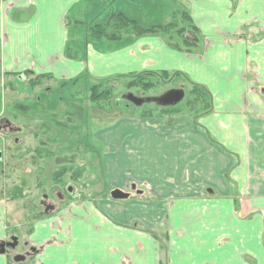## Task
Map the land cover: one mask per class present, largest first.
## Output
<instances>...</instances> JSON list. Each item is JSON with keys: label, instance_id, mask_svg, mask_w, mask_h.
<instances>
[{"label": "crops", "instance_id": "0c3cea01", "mask_svg": "<svg viewBox=\"0 0 264 264\" xmlns=\"http://www.w3.org/2000/svg\"><path fill=\"white\" fill-rule=\"evenodd\" d=\"M109 1L142 28L163 24H151L155 0H0V117L5 74L25 71L56 79L179 71L208 90L212 107L179 125L121 119L99 132L104 168L117 160L131 171L113 169L101 199L34 221L25 242L37 264H160L161 247L170 264H264V0H176L201 34L192 53L161 34L71 43L65 20ZM108 189L127 196L110 200ZM11 240L17 247L0 200V241ZM10 257L0 254V264Z\"/></svg>", "mask_w": 264, "mask_h": 264}, {"label": "rangeland", "instance_id": "374dc122", "mask_svg": "<svg viewBox=\"0 0 264 264\" xmlns=\"http://www.w3.org/2000/svg\"><path fill=\"white\" fill-rule=\"evenodd\" d=\"M151 1L153 2L154 0ZM116 6L117 4L114 1H109L98 13L92 12L91 8V16L89 18L86 17L85 19L83 17V19H80L76 23L71 19L65 20V23L67 22V25L71 29L70 42L80 41L82 37L86 38L84 29L87 24L93 21V17L97 19V22H104L115 11ZM153 6L158 13L156 21L152 20L151 24H169L175 22L177 25V27L168 33H160L166 38L168 45V38H170L183 49H185L182 45L183 40L194 42L195 48L199 47L197 43L201 39L199 37L201 34L193 23L186 21L185 16H183V12L188 14V10L184 5L176 0H155ZM193 27L195 30H192ZM240 34L243 35L244 30H241ZM123 36L125 35H121L119 39ZM169 46L171 47V45ZM195 48L192 49L194 50ZM192 49L185 51L192 53ZM181 51L185 52L184 50ZM174 77L169 75L168 79L163 80V82L154 77L152 80L156 86L146 91L139 87H127V81H116L113 96L111 95L110 99H106L100 106H93L90 103L91 101L88 100L89 88L93 82L101 79L99 77L86 74L81 75L76 84L60 87V80L70 79H56L49 74L45 77H39L30 71L28 74L23 72V74L21 73L18 76L14 75L12 79L11 75L5 74V81H10L14 89L9 90L6 87L4 91L3 88L5 97L2 118L10 119L12 133L9 135L5 134L8 127L4 123L0 125L2 127L0 129V149L3 150V152L1 151L2 156H0V200L6 204L7 219L12 233L20 238L18 246L15 249L13 248L14 253H22L29 248L25 241H27L34 221L45 218L54 208V210H60L72 203L101 199L103 194H105L106 184L111 180H116L113 169H120L122 172L131 171L130 166L125 164L120 165L117 163V160H115L113 166H110L111 169L104 168L105 165L107 166L108 160H102L101 157L105 152V148L101 141L97 139L99 132L121 119L129 120L128 122L134 126L141 119L153 120L161 118L167 122L166 126H169V124H171L170 126H174L184 123L192 117L196 116L200 118L204 115L200 114L203 104L199 100V95L196 98L197 92L192 90L191 85L183 76ZM177 88L185 90V97L178 105L172 107H158L152 103L144 104L141 107H132L126 105L127 102L115 101V97L119 98L126 92H130L137 97H150L159 95L165 92V90ZM72 91L74 92L73 97H68L67 93ZM60 98L67 101L78 99L74 101H79V107L82 106L84 108L82 112L84 113L83 123L85 131L81 136V140H76L77 138L75 137L80 135L68 134L66 136V134H57L56 137H68L71 139L62 148H53L47 145L46 148L50 151L53 150V153L58 154V156H55L53 160L42 158L37 164H33L29 159L30 153L26 151V148L28 149V146L32 148L36 144L32 133L37 128L32 125L35 124L34 122H39L41 119H44L45 122H51L52 119L49 114L50 112H56L60 114L55 118V120H58L56 122L60 123V118V120H64L67 129L73 127L70 123L71 121L64 118L66 106ZM14 116L18 119L16 122L13 120ZM51 126L50 132L40 133L41 136L39 138L43 136V138L51 140L54 135L51 133L56 131L55 125L52 124ZM15 130L16 134L14 135ZM20 134H23L22 139H19V141L16 139V141L19 142V145H24L20 147L19 151L21 153L25 152V155L18 161V158L10 157V154L14 151L13 143L15 141L12 138L15 136L17 138ZM7 145L10 147L8 154L4 149ZM127 146L131 148V143L127 142ZM46 152L42 151V155L45 156ZM75 172H78V176L75 175ZM22 177L30 184L29 189L25 190L26 193H23V196L11 198L13 194L18 192L17 187L21 186L18 184L15 186L16 188H13L12 182H16L22 179ZM73 178L76 179L74 180ZM130 183L127 184L126 191L133 193ZM110 191L109 189L107 190V197L110 200H116L110 198ZM46 205H51V210L45 209ZM158 252V262L160 264H170L166 247H161V252L159 250ZM38 261L39 257L36 255L34 264H37ZM9 264L14 263L11 260Z\"/></svg>", "mask_w": 264, "mask_h": 264}, {"label": "trees", "instance_id": "16d2710c", "mask_svg": "<svg viewBox=\"0 0 264 264\" xmlns=\"http://www.w3.org/2000/svg\"><path fill=\"white\" fill-rule=\"evenodd\" d=\"M182 14H183V16H185L186 21L190 22L189 15L185 14L184 12ZM74 23H76V22H74ZM175 27H177V25L175 22H173V23H169V24L152 26L149 28H142L134 20L130 19L129 17H127L123 13L117 12V13H111L108 16V19L105 20L104 22H97L96 20L91 21L89 24H87L85 26L84 31H85V36L87 38H92V39L104 38V39H108V40H116V39H119V37L121 35L139 37L141 35L168 33L170 30H172ZM192 30H195V28L193 27ZM116 32H118V33H116ZM168 42L172 48H175L178 50L190 51L192 48H195L194 42H189V41L183 40L182 45H183V47H185V49L181 48V46H179L178 43L173 42L170 38H168ZM28 72L29 71H26L25 73L28 74ZM10 75L11 74H9V76ZM16 75L18 76V74H16ZM46 75H48V74H42V75H38V76L39 77H45ZM86 75H89V74H86ZM169 75L176 77V76H180V75L182 76L183 74L181 72H178V71L172 72L171 74H168L167 72H158V73L157 72H140V73H134V74L118 75V76L116 75V76L97 79V81L93 82V84L89 88L90 93L88 94V100L91 101L90 103L93 106H98V105L100 106L102 103L105 102L106 99H110L111 95L113 96V92L115 90L114 89L115 88V82L119 81V80L127 81L126 86L129 88L139 87V88L146 91V90L152 89L156 86V84L152 80L154 77H157L159 80H161L163 82V80L168 79ZM11 76H13V74ZM79 77L80 76L75 77L72 80L71 79L70 80H60L59 86L64 87V86H68V85H74L78 81ZM188 83L191 85L192 90L197 92L196 98H197V95H199V100L203 104V106L201 108L202 112L200 114L208 113L212 107L210 93L202 85L193 83L191 81H188ZM5 87H7L9 90L14 89V86L10 82L7 84L5 83ZM67 95H68V97H73L74 92L73 91L69 92V93H67ZM60 100L61 101L63 100V102L66 106V108L64 110V112L66 111V115L64 118L71 121L70 123L72 124L73 127H71L70 129H67V125L65 124L64 120H60V118H59L60 123L56 122L58 120H55V118L60 115L59 113H56V112H50L49 115L52 119L51 122H45L44 119H41V121H39V122H34L35 124H32V125H34L37 128L35 131H32V130L31 131H32L35 139L33 137L32 138L36 144L33 145L32 148L29 146H28V149L26 148V151H28L30 153L29 159L33 164H37L38 161H40V159H42V158L43 159L45 158L47 160H51V159L53 160V158L55 156H58V154L53 153V150H51V151L48 150L46 148L47 145H50L53 148L54 147L62 148L64 146V144H67L71 139L68 137L67 138L56 137L57 134H59V135L60 134H66V136L68 134L69 135H72V134L80 135V136H75V137L77 138L76 140H81V136L85 131V127H84V123H83L84 113L82 112L84 108L82 106L79 107V105H78L79 101H74V100H78V99H74V100L72 99V100L67 101L66 99L60 98ZM115 101L120 102L121 100L118 97L117 98L115 97ZM73 102H75V103H73ZM121 102H123V101H121ZM130 106H132V105H130ZM17 118L19 119L18 115H17ZM18 119H16L14 116L13 120H15V122H16ZM29 124H31V123H29ZM52 124L55 125V129H56V131L54 133H51V134H54L52 136V139L49 140L47 138H43V136H42V138H39L41 136L40 133H42V132L45 133L46 131H47V133L50 132V129L52 128V126H51ZM17 127H16V130H17ZM16 130L14 131V135L16 134ZM22 135L23 134H20V136H19L20 138L19 137L16 138V136L12 138L15 142L13 143L14 144V148H13L14 151L11 152L10 157L18 158V161L24 157L23 155H25V152L21 153L19 151V149H21L20 147L22 145H19L18 141H19V139H22ZM16 139L18 141H16ZM8 149H10V147L7 145V147H5V152L7 154L9 152ZM42 151H47L45 156L42 155ZM35 152H37V153H35ZM16 163H18V162H16ZM38 167H39V165H38ZM77 173L78 172H75V175L78 176ZM73 179L75 180L76 178H73ZM26 182L27 181L24 177H22V179H19L16 182L15 181L12 182L13 183L12 187L14 186L13 188H16L15 186H17L18 184H20L21 186L17 187L18 192L13 194L11 196V198H18L19 196H23L24 195L23 193H26L25 190L29 189V186H30V184L28 182L27 183Z\"/></svg>", "mask_w": 264, "mask_h": 264}, {"label": "water", "instance_id": "95a60500", "mask_svg": "<svg viewBox=\"0 0 264 264\" xmlns=\"http://www.w3.org/2000/svg\"><path fill=\"white\" fill-rule=\"evenodd\" d=\"M185 97V92L182 88L177 89H169L157 96L150 97H137L130 92L122 94L121 99L128 101L135 107H141L144 104L153 103L158 107H172L178 105ZM111 196L115 199L125 198L127 194L114 190L111 192ZM5 247H14L13 243H6L4 241H0V254L5 253ZM24 259L23 255H15L13 257V261L18 263Z\"/></svg>", "mask_w": 264, "mask_h": 264}, {"label": "flooded vegetation", "instance_id": "af4514ba", "mask_svg": "<svg viewBox=\"0 0 264 264\" xmlns=\"http://www.w3.org/2000/svg\"><path fill=\"white\" fill-rule=\"evenodd\" d=\"M3 123L6 124V126L8 127V130L5 131V134L9 135L10 133H12V123L8 122L7 119L0 120V125ZM0 128L2 127L0 126ZM51 208H52L51 205H48L47 207H45V209H51ZM12 249L13 248L5 247V254L10 255V256L12 254H13L12 256L17 255L16 253H11ZM20 254L24 256V259L19 264H34V258L36 254L34 253V250L32 248H28Z\"/></svg>", "mask_w": 264, "mask_h": 264}]
</instances>
